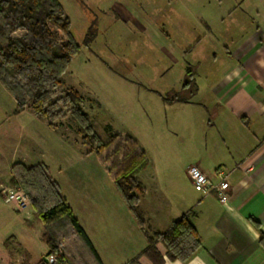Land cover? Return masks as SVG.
<instances>
[{
    "label": "crops",
    "instance_id": "obj_1",
    "mask_svg": "<svg viewBox=\"0 0 264 264\" xmlns=\"http://www.w3.org/2000/svg\"><path fill=\"white\" fill-rule=\"evenodd\" d=\"M198 1L217 10L229 6L226 16L221 15V24L225 23L226 17L232 18L237 10L251 19V27L246 29L235 28L236 20L230 19V26L220 33L227 55L224 66L205 72L208 80L205 88L196 81V95L200 96L197 103L209 113L210 118L205 131L206 148H199L187 166L198 165L215 182L218 181L216 171L224 169L230 183L229 200L223 204L216 194L193 190L195 188L187 174L189 189L186 191L176 186L174 178L164 184L159 183L156 172L151 170L148 152L139 145L149 158L148 167L137 177L143 190L138 204L145 217L143 228L111 176L107 179L109 184L106 185L104 180V186L98 181V188L93 189L86 175H81L79 182L73 186L74 190H69L64 188L51 168L52 176L101 260L99 263L91 251L93 256H90L83 244L77 242L80 237L71 230L59 240L68 264H153L151 259L141 254L147 246L145 228L163 232L190 210L195 211L192 220L202 238V245L191 257L182 261L169 259L165 246L159 244L165 258L163 264H264V244L261 241L264 234V21L260 12L264 9V0ZM205 21L206 34L218 39L215 28L208 20ZM200 43L201 39H198L196 46ZM0 94L2 99L13 97L1 81ZM193 98L187 104L193 103ZM13 114L19 115V140L14 145V148H19V154L8 161V173L0 177V188L9 183L11 167L15 162L33 166L44 161L51 167V161L33 154L44 152L42 148H52L54 144H58L55 147L64 144V138H53L59 127L64 125V119L53 128L48 120L37 118L29 109L19 114L13 111ZM11 132L16 131L12 129ZM118 133L131 135L125 131ZM89 155L86 152L80 157L87 158ZM99 163L109 175L107 164ZM84 169L83 173L87 166ZM99 186L101 189L106 187L107 191L96 196L100 193ZM104 195L106 202H93ZM78 196L79 211L71 199ZM31 211L30 216L23 217L25 227L19 229V236L12 235L1 240L6 254L0 256V264H40L41 260L43 264H48L45 258L50 259V248L43 239L44 224L41 237L48 251L38 256L32 250L35 241L30 229L41 222L34 220L33 207ZM16 248L19 257L13 254Z\"/></svg>",
    "mask_w": 264,
    "mask_h": 264
},
{
    "label": "rangeland",
    "instance_id": "obj_2",
    "mask_svg": "<svg viewBox=\"0 0 264 264\" xmlns=\"http://www.w3.org/2000/svg\"><path fill=\"white\" fill-rule=\"evenodd\" d=\"M60 1L71 19V31L81 50L65 72L58 94L66 89L78 90L86 100L84 109L94 121L112 125L115 132L131 134L148 152L151 170L156 172L159 183L174 178L178 188L189 189L187 164L199 148H206L205 131L210 115L197 103L199 95L195 94L193 103L189 104L165 101L164 97L173 96L181 88L189 69L196 71L194 78L205 88L208 82L205 72L224 66L227 60L220 33L230 26L232 18L237 22L235 28L244 29L251 27V19L237 10L221 24V15L226 16L229 6L217 10L198 0ZM260 12L264 21V9ZM94 20L98 34L86 45L84 39ZM205 20L215 28L218 39L206 34ZM198 39L201 43L196 46ZM15 106L13 97L2 99L0 94V177L8 173V161L19 154V148H14L19 140V115L13 114ZM63 119L64 125L56 135L50 134L56 140L64 138L62 147L54 144L33 156L51 161L50 171L52 168L65 189L74 190L81 175H86L93 189L98 188V181L104 186L109 184L107 179L111 175L105 173L99 163L103 161L95 152L87 153L90 154L87 158L80 157L90 148L80 143L81 136L69 115ZM63 119L56 121V125ZM12 129L16 132L12 133ZM8 186L23 189L20 184L9 182L1 186L0 194ZM99 190L96 196L105 193L107 188ZM78 198H71L77 211L80 209ZM106 199L104 195L93 202L103 203ZM26 215L16 211L0 195V256L6 254L1 240L19 236V229L25 227L23 217ZM30 232L35 241L32 250L38 256L47 253L48 246L41 237L43 224H36ZM77 242L90 254L82 239ZM13 254L19 257L17 248ZM64 255L66 257L65 250ZM43 263L41 260L40 264Z\"/></svg>",
    "mask_w": 264,
    "mask_h": 264
},
{
    "label": "trees",
    "instance_id": "obj_3",
    "mask_svg": "<svg viewBox=\"0 0 264 264\" xmlns=\"http://www.w3.org/2000/svg\"><path fill=\"white\" fill-rule=\"evenodd\" d=\"M97 34L94 20L84 44L90 45ZM80 50L81 45L71 31V19L60 0H0V81L15 99L14 113L29 109L37 118L48 120L53 128L56 121L69 115L81 136L80 143L90 148L87 153L95 152L108 164L116 188L144 228V213L138 205L143 190L137 177L149 165L147 154L131 135L94 121L84 109L86 100L79 91L66 89L58 94L64 74ZM194 75V70L189 69L182 89L164 97L165 101L190 102L198 91ZM9 182L20 184L28 194L35 210L34 220L45 225L43 239L50 253L57 252L60 238L73 230L101 263L46 163L27 166L15 162ZM195 215L190 210L163 232L145 228L147 246L141 254L153 264H163L165 258L159 249V244H163L169 259L187 260L202 245L192 220ZM261 241L264 244V234Z\"/></svg>",
    "mask_w": 264,
    "mask_h": 264
},
{
    "label": "built area",
    "instance_id": "obj_4",
    "mask_svg": "<svg viewBox=\"0 0 264 264\" xmlns=\"http://www.w3.org/2000/svg\"><path fill=\"white\" fill-rule=\"evenodd\" d=\"M218 181H213L196 164H191L187 168V175L192 185L199 191L216 194L219 201L226 204L229 200L230 183L228 174L224 169L216 171ZM1 196L6 203L12 204L19 212H25L27 216L31 213V201L28 194L21 187L8 186L1 191ZM48 264H68L64 255V250L59 247L58 251L52 254Z\"/></svg>",
    "mask_w": 264,
    "mask_h": 264
},
{
    "label": "water",
    "instance_id": "obj_5",
    "mask_svg": "<svg viewBox=\"0 0 264 264\" xmlns=\"http://www.w3.org/2000/svg\"><path fill=\"white\" fill-rule=\"evenodd\" d=\"M46 261H48V258H45Z\"/></svg>",
    "mask_w": 264,
    "mask_h": 264
}]
</instances>
